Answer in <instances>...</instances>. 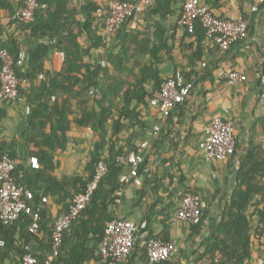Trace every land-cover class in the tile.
<instances>
[{
  "label": "crops",
  "instance_id": "1",
  "mask_svg": "<svg viewBox=\"0 0 264 264\" xmlns=\"http://www.w3.org/2000/svg\"><path fill=\"white\" fill-rule=\"evenodd\" d=\"M14 1L17 4L25 2ZM94 1L108 9L110 0ZM162 1L166 3L165 13L151 14L147 8L132 20L130 27L152 34L160 27L165 30L166 46L159 54L156 68L163 79L174 77L182 84H192L191 92L187 101L176 106L169 116L163 114L153 97L149 98L146 104L138 108L144 124L127 126L119 137L112 138L113 129L111 122H108L109 142L114 140L117 148H123V154L141 151L144 156L137 176H131L126 167L122 171L119 178L124 185L116 192L118 198L111 210L115 218L122 217L137 224L146 220L149 224L146 232L141 230L137 244L126 259L106 260L97 252V258L85 264H149L144 247L149 236H167L175 244L174 252L168 259L169 264H209L210 260L203 256V241L210 224L219 219L236 187L241 157L250 149H264V84L261 81L264 70V1L258 4L257 11H253L255 0H199L203 7L220 17L237 19L244 16L249 21L246 38L228 50H222L207 37L199 41L198 36H192L181 25L180 17L186 0ZM83 2L70 0L71 6L77 10H81ZM96 24L101 28L105 44L94 49L88 61L98 64L102 70L98 78L97 100L116 113L127 83L136 82L132 74L140 70L133 50L124 55L125 62L121 67H115L113 61L120 50L117 32L108 35L102 31L101 20ZM14 37L21 43L23 57L18 69L23 75L28 71L29 50L36 41L29 32L22 31L19 25L12 23L8 10L0 8V45ZM82 41L86 45L87 40L84 38ZM65 59L62 51H52L45 61L46 68L60 73L65 67ZM140 61L149 63L151 59L150 56L140 57ZM231 71L244 74L245 79H229L227 74ZM20 79L24 91L20 92L18 98L0 102L6 112L0 120V141L11 143L16 152L15 159L23 161L28 152L22 133L32 106L30 91L37 85V80ZM52 99H56V94ZM215 116L230 119L235 125L236 152L226 160H206L199 147L207 125ZM156 126H159L158 130ZM98 140L99 137L90 127L75 126L66 149L56 154L60 163L54 174L57 177L85 174ZM109 148L107 144L103 149L105 158L109 157ZM105 189L107 193L111 191L110 186ZM186 195L195 197L206 215L201 229L196 230L193 224L176 219ZM46 196L48 200L42 204L44 228L38 234L44 242L48 240V229L54 226L57 217L70 203L59 193ZM254 203H260L258 197H254ZM249 213L256 229L259 217L255 207L252 206ZM22 223L17 224L18 240L10 249H2L0 243V264L3 262V252L7 254L6 264H21L19 249L27 246L26 239H29L34 252L43 249V243L33 237L28 238V234L26 237L23 235L25 229L21 230ZM253 240L254 249L249 264H263L264 232L253 235Z\"/></svg>",
  "mask_w": 264,
  "mask_h": 264
},
{
  "label": "trees",
  "instance_id": "2",
  "mask_svg": "<svg viewBox=\"0 0 264 264\" xmlns=\"http://www.w3.org/2000/svg\"><path fill=\"white\" fill-rule=\"evenodd\" d=\"M40 4L34 19L24 22L13 18V15L25 5V2L17 4L14 0H0V8L9 11L12 23L19 25L22 31L29 32L36 41L35 46L29 50L28 71L23 75L18 69V63L23 57L20 40L14 37L0 45V50L6 48L13 56L19 77L29 79L31 82L37 80V85L30 91L36 94L29 92L32 106L26 128L22 133L28 154L23 161L17 159L18 165L14 176L34 194L35 206H40L43 198L50 194L54 196L59 193L69 199L70 203L63 212L65 213L70 209L75 196L83 193L88 183L93 180L99 161L107 162V174L99 182L87 208L66 230L60 252L50 263L85 264L90 259L97 258V252L101 253L100 243L105 235L106 224L115 218L111 207L118 198L116 192L124 185L119 176L125 165L117 160L124 150L121 147L117 148L114 140L109 142L107 124L111 122L112 138L119 137L127 126L144 124L140 118L142 112L138 108L141 104H146L149 98L154 97L155 92L166 80L156 68L159 54L166 46L165 30L160 27V31L157 29L152 34L132 29L131 17L117 31L120 50L113 64L115 67H121L125 62L124 55L133 50L140 72L132 74L136 82L127 83L120 105L114 113L97 100L96 90L102 70L98 64L88 61L92 57V51L105 44V38L100 33L101 28L96 23L98 20L102 21L103 31L108 9L101 7L94 0H84L81 10L72 7L70 0H40ZM165 4L162 0H155V4L153 1L147 10L151 14L165 13ZM188 33L198 36L199 41L206 37V30L200 18L196 21L195 31ZM84 38L87 40L86 45L82 41ZM52 51L65 53V67L60 73H53L46 68L45 61ZM147 56L151 59L149 63L140 61V57ZM1 67L0 59V70ZM23 91L20 85L19 92ZM54 94L55 100L52 99ZM5 114V109L0 106V120ZM75 126L90 127L99 140L91 152L85 174L57 177L54 172L60 162L56 154L66 149L69 135ZM107 144L110 145V154L105 158L103 149ZM0 153H8L11 157L17 158L14 146L9 142L0 141ZM32 156L39 159V168L32 167L30 163ZM106 186L111 187L110 194L106 192ZM254 197H258L260 203L253 204ZM252 206L259 217L256 229L249 213ZM43 217L42 206L37 231L30 228L32 224L30 215H22L19 220L9 225L3 223L0 218V243L4 241L2 249H10L18 240L17 224L22 221L21 230L25 229L23 235L26 237L28 234L30 236L28 238L33 237L39 243H43V249L34 252L29 239H26L27 246L19 249L20 253L22 256L26 253L33 254L37 258L36 264H47L53 253L55 223L48 229L46 235L48 240L45 239L44 242V239L38 236L44 228ZM205 217L203 213V221ZM203 221L199 225H194L196 230L204 226ZM262 232H264V149L253 148L241 157L236 187L223 207L219 219L210 224L208 235L203 241V256L210 260L209 264L213 262L249 264L254 249L253 235H261ZM163 239L170 241L167 236ZM6 255L3 252L1 264H6ZM159 264L169 262L165 260Z\"/></svg>",
  "mask_w": 264,
  "mask_h": 264
},
{
  "label": "built area",
  "instance_id": "3",
  "mask_svg": "<svg viewBox=\"0 0 264 264\" xmlns=\"http://www.w3.org/2000/svg\"><path fill=\"white\" fill-rule=\"evenodd\" d=\"M154 0H110L106 17L104 18V31L106 34L116 33L128 18L134 20L153 4ZM264 0H255L252 10L257 11ZM40 0H25V5L19 8L13 18L24 22L34 19L36 10L40 7ZM200 18L206 30V37L222 50L230 49L234 44L244 40L248 34L249 21L240 16L237 19H228L216 15L214 12L200 4L199 0H186L180 23L188 32L193 33L196 21ZM2 67L0 70V102L16 100L19 96L21 79L17 72L15 60L11 53L3 48L0 50ZM227 77L233 81H243L245 75L238 71H231ZM264 84V70L261 74ZM192 84H182L176 78L169 77L154 94V100L161 106L165 116L179 104L187 101ZM159 126H156V130ZM235 125L230 119L215 116L205 129V135L199 143L200 150L206 160H226L236 152ZM117 160L124 164L131 176H137L144 156L141 151L132 154H121ZM33 168H39L40 162L36 156L30 158ZM18 165L15 158L8 153H0V218L5 224H13L22 215L32 216L31 229L37 231L41 218L42 204L48 198H43L40 206L33 203L34 194L26 186L19 183L14 171ZM108 172V164L99 161L93 180H91L83 193L77 194L70 209L60 214L55 221L53 232V253L47 263H51L59 254L63 244L64 234L70 228L74 219L87 208L100 181ZM176 219L199 225L203 221V211L198 200L192 195L183 197L181 206L177 211ZM148 221L137 224L122 217L107 222L104 238L100 243V252L104 259L121 261L126 259L137 244L141 230H147ZM4 241H1V245ZM149 264H159L168 260L175 249V244L162 237L149 236L144 243ZM29 248V247H27ZM37 258L26 253L21 258V264H36ZM212 264H220L213 262Z\"/></svg>",
  "mask_w": 264,
  "mask_h": 264
}]
</instances>
